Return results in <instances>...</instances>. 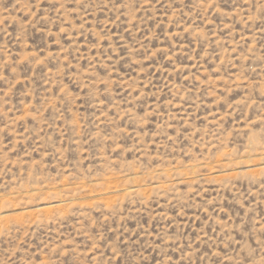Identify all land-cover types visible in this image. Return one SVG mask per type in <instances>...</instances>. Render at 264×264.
<instances>
[{"label": "rangeland", "instance_id": "1", "mask_svg": "<svg viewBox=\"0 0 264 264\" xmlns=\"http://www.w3.org/2000/svg\"><path fill=\"white\" fill-rule=\"evenodd\" d=\"M0 264H264V0H0Z\"/></svg>", "mask_w": 264, "mask_h": 264}]
</instances>
